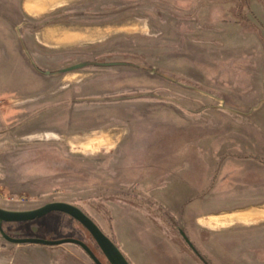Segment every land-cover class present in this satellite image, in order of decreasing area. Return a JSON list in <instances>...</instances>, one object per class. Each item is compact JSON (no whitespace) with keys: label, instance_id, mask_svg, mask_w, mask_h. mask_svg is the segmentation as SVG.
Segmentation results:
<instances>
[{"label":"rangeland","instance_id":"rangeland-1","mask_svg":"<svg viewBox=\"0 0 264 264\" xmlns=\"http://www.w3.org/2000/svg\"><path fill=\"white\" fill-rule=\"evenodd\" d=\"M28 3L0 0V207L76 205L130 264H204L181 231L209 264H264V0H87L79 22L112 26L74 51L38 36L70 26L64 7ZM81 62L130 65L58 73ZM3 228L109 264L65 214ZM0 264L94 263L0 236Z\"/></svg>","mask_w":264,"mask_h":264},{"label":"water","instance_id":"water-1","mask_svg":"<svg viewBox=\"0 0 264 264\" xmlns=\"http://www.w3.org/2000/svg\"><path fill=\"white\" fill-rule=\"evenodd\" d=\"M91 65H98L92 62H81L75 65L69 66L67 68L61 69L58 73L63 74L73 70L82 69ZM114 66L122 65L121 63H111V64H100V66ZM43 73L50 75L49 71H44ZM52 213H63L70 216L81 224L92 236L96 242L99 250L105 257L109 264H130L126 256L122 253L120 248L116 243L108 237L102 229L96 224V222L88 216L80 207L67 202H50L46 203L41 207L31 209V210H8L0 207V236L3 241L14 244H34L42 246H58L66 243H71L79 246L93 261L94 264H104L100 258L93 252V250L83 241L76 238H62V239H44L38 237H26L17 238L10 236L5 232L3 225L5 223H27L38 219H42ZM182 237L185 239L187 244L194 249L193 244L188 239L186 234L181 231Z\"/></svg>","mask_w":264,"mask_h":264},{"label":"crops","instance_id":"crops-1","mask_svg":"<svg viewBox=\"0 0 264 264\" xmlns=\"http://www.w3.org/2000/svg\"><path fill=\"white\" fill-rule=\"evenodd\" d=\"M78 1H81L77 3ZM90 1H97V0H90ZM76 3V4H75ZM86 3V4H85ZM79 4H85V10H87L85 14L86 18L92 19L95 15L92 14L93 3L92 5H87V0H29L28 5L36 12L37 15L40 18L45 17L46 15L54 14L56 10L59 8H63V11H65L66 18H69L71 20V24L69 27H56L53 23V21H50L46 24H44L42 27L40 26L37 30L38 36L40 41L44 46H47L51 49H56L59 51H74V50H80V49H90L91 46L96 45L97 43H101L104 40L100 39V36L106 32L107 30L111 29L112 24H105L102 25H93L92 22L84 21L79 22V19H82L84 14L76 13L75 7L77 8ZM100 5V4H99ZM61 11V12H63ZM80 17H79V16ZM87 23L84 24L85 26L76 25L77 23ZM38 39V38H37ZM106 40V39H105ZM248 210V209H247ZM239 210L232 211L230 213H221V214H211L208 215V218H221L225 215H234V214H244L249 213L248 211H242L239 213ZM260 216V215H259ZM258 216V217H259ZM252 216H238L235 218L237 222L244 223L245 218L251 219ZM256 218V217H255ZM264 217H260V221H263L264 219H261ZM197 218L196 220H198ZM233 220V221H235ZM213 221V220H212ZM222 221V220H221ZM263 254V252L260 253V255ZM188 255V256H187ZM186 256L190 259L192 264H198L192 256L186 253ZM263 256V255H262Z\"/></svg>","mask_w":264,"mask_h":264},{"label":"flooded vegetation","instance_id":"flooded-vegetation-1","mask_svg":"<svg viewBox=\"0 0 264 264\" xmlns=\"http://www.w3.org/2000/svg\"><path fill=\"white\" fill-rule=\"evenodd\" d=\"M111 63H121L122 65H130L127 62H96V64H98L97 66H100V64H111ZM104 66V65H103ZM107 67V66H104ZM50 137V135H49ZM189 239V238H188ZM185 240V239H184ZM190 240V239H189ZM187 243V242H186ZM192 243V242H191ZM189 246V245H188ZM190 247V246H189ZM191 248V247H190ZM191 250L199 257L201 258V260L203 261L204 264H209L205 259H203L200 255V253L196 250V248L194 247V249L191 248Z\"/></svg>","mask_w":264,"mask_h":264},{"label":"trees","instance_id":"trees-1","mask_svg":"<svg viewBox=\"0 0 264 264\" xmlns=\"http://www.w3.org/2000/svg\"><path fill=\"white\" fill-rule=\"evenodd\" d=\"M60 214H63V213H60ZM66 216H68V215H66ZM70 217V216H69ZM71 218V217H70ZM73 219V218H72ZM39 220V219H38ZM36 221V220H35ZM92 237V236H91ZM202 261V260H201ZM203 262V261H202Z\"/></svg>","mask_w":264,"mask_h":264},{"label":"bare ground","instance_id":"bare-ground-1","mask_svg":"<svg viewBox=\"0 0 264 264\" xmlns=\"http://www.w3.org/2000/svg\"><path fill=\"white\" fill-rule=\"evenodd\" d=\"M256 217V216H255Z\"/></svg>","mask_w":264,"mask_h":264}]
</instances>
